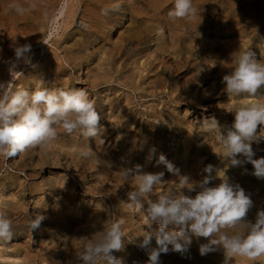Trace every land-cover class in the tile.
Returning a JSON list of instances; mask_svg holds the SVG:
<instances>
[{"label":"rangeland","instance_id":"obj_1","mask_svg":"<svg viewBox=\"0 0 264 264\" xmlns=\"http://www.w3.org/2000/svg\"><path fill=\"white\" fill-rule=\"evenodd\" d=\"M57 1L50 21L32 31L15 20L29 10L32 0H0V82L13 79L9 69L16 63L14 70L23 75L13 73L14 83L29 90L39 86L40 78L49 87H84L96 102L106 132L86 140L78 130L69 135L57 127V139L47 146L29 148L14 158L0 155V210L12 220L15 233L11 241L0 242V264H80L77 256L88 240L114 217L125 220L126 234L124 250L114 255L123 257L124 264H147L146 251L138 247L142 237L137 236L149 228L142 214L126 203L127 192L138 182H125L123 169L139 164L145 171H164L165 182L156 186L152 199L178 190V178L155 164L161 153L193 181L208 175L204 169L210 164L215 186L221 182L215 170H220L221 178L226 175L250 196L253 206L246 219L255 222L257 212L264 210V179L251 174V163L228 166L215 134L206 132L201 122L214 115L223 127L233 122L235 109L264 104V89L254 97L216 90L217 73L221 70L223 76L234 68L239 50L252 48L264 61V0H193L198 12L184 19L169 18L174 0H114L112 4L128 1L131 8L108 16L99 11L100 19L111 23L105 42L67 53L64 48H76L80 35L65 41L63 19L54 18L63 3L68 7L75 0ZM80 11L69 30L86 28ZM129 11L139 17L142 36L128 42L120 54L117 48L139 24L130 21ZM25 42L32 46L34 68L15 60V45ZM179 57H189L186 68L176 66ZM89 145L95 155L84 158ZM252 148L254 158L264 157V140ZM36 214L45 219L31 231L28 223ZM206 242L193 238L184 253L169 246L160 264H224L222 251L200 254L199 244ZM231 264H264V255L255 260L235 255Z\"/></svg>","mask_w":264,"mask_h":264},{"label":"clouds","instance_id":"obj_2","mask_svg":"<svg viewBox=\"0 0 264 264\" xmlns=\"http://www.w3.org/2000/svg\"><path fill=\"white\" fill-rule=\"evenodd\" d=\"M18 13L24 9L16 6ZM119 11V5L101 9V15L108 16ZM198 9L193 0H174L168 12L170 19L194 17ZM30 43H17L14 47L16 61L32 66ZM16 63L9 69L13 79L0 82V155L14 158L29 148L44 147L58 137L57 127L71 135L79 131L80 135L91 140L106 128L101 124V115L96 102L90 98L84 87H49L43 78L39 86L29 90L14 83L13 73L17 72ZM227 95L257 96L264 89V61L258 59L252 48L238 51V60L234 68L221 78ZM234 120L230 125L221 127L218 119L212 115L203 118L202 128L215 134V140L223 148V157L228 166L237 167L251 163L252 175L264 179V157H256L253 143L264 140V104L253 103L235 109ZM259 129V131H258ZM90 145L82 152L84 158L94 156ZM151 153L149 159H151ZM156 166L163 165L169 173L178 178L180 188L169 189L152 199L157 185L165 182L164 171H145L142 165L123 169L125 182L136 183L133 190L127 192V207L142 214L144 225L149 230L139 236L138 247L148 255L147 264H160L161 254L171 251L184 253L193 238H205L206 243L199 244L200 254L222 251L224 264H231L235 255L255 260L264 255V210L256 214L255 222L246 219L253 201L239 184L230 183L220 170H215L220 183L212 186L213 165L204 169L206 175L200 181H193L188 174L179 169L163 153L155 161ZM186 190V191H185ZM195 192V195L191 193ZM45 219L36 214L30 219V230L38 229ZM123 218H113L110 224L94 238L88 240L83 251L77 256L80 264H124L123 257L115 252L124 250L126 234L122 228ZM158 227L152 229V225ZM227 229L234 232L229 235ZM13 223L8 214L0 210V242L11 241L14 236ZM136 237V238H137ZM155 238V247L152 239Z\"/></svg>","mask_w":264,"mask_h":264},{"label":"bare ground","instance_id":"obj_3","mask_svg":"<svg viewBox=\"0 0 264 264\" xmlns=\"http://www.w3.org/2000/svg\"><path fill=\"white\" fill-rule=\"evenodd\" d=\"M112 1L114 0H75V3H72L71 5H69L70 7L69 6L67 7L68 3L62 4L60 8V13L56 18H54V20L59 21L60 19H63V23L65 25L64 32H63L65 34L64 40L68 41L71 38H73L74 35L76 34L80 35V38L79 39L77 38L76 41L74 42V45H76V48L65 47L64 51H66V53L67 51L72 52L73 50H76V49L77 51L86 50L89 48L90 45L94 44L98 40H101L102 43L105 42L104 34L108 32V29L111 23H109L108 21H102V19H100L98 15H99V11L101 12L102 8L110 7L114 5L112 4ZM57 2H58L57 0H32L31 5L29 6L27 5L29 7V10H27L25 14L18 16L15 20L18 21L17 22L18 24L21 23L23 25H26L27 28H31L32 31H36L37 28L44 27L50 21L51 17H53L54 15L53 11L56 7ZM118 5H119V11L123 9L127 10L128 8H131L129 7L128 1L125 3H121V4L119 3ZM79 10H81L80 13L82 14V18L87 22L86 28H78V30H75V31L69 30V28L72 26L71 23H73L75 15L78 13ZM128 13H129L130 21L132 23L133 21L134 22L137 21L139 22V24L138 26L134 28L132 33H130L128 37L130 39L123 42L117 48V52H119L120 54L124 52L125 50L124 48H126V44L128 42H130L133 38H138L142 36V29L140 26L141 24H140L139 17L134 15L133 11H129ZM51 37H52V33L50 34V38H47V39L50 40ZM56 44H58V42H56ZM183 58L184 57H179L175 60L176 66L182 64L186 68L185 64L186 62L187 63L189 62V59H188L189 57L188 58L186 57L185 59ZM55 65L58 68L59 66L58 63H55ZM187 69H190V67H188ZM220 72L221 70L217 73L218 76L220 77V80L217 83V87H216L217 91L222 90L224 88V85L221 83L222 75H220ZM224 74H225V71H224ZM202 81L204 80L201 79V82Z\"/></svg>","mask_w":264,"mask_h":264}]
</instances>
